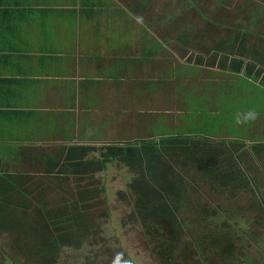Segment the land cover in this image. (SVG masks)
I'll use <instances>...</instances> for the list:
<instances>
[{
    "label": "rangeland",
    "instance_id": "obj_1",
    "mask_svg": "<svg viewBox=\"0 0 264 264\" xmlns=\"http://www.w3.org/2000/svg\"><path fill=\"white\" fill-rule=\"evenodd\" d=\"M126 8L132 21L159 44L153 72L142 71V76L156 75L157 80H144L147 90L140 88V95L134 96L131 80L136 78L134 72L128 75L121 101L125 119L102 128V112L94 115L98 125L89 128L96 134L90 155H99L97 147L118 139L134 142L171 133L207 137L225 149L231 147L228 142L243 141L246 147L231 148H239L240 155H264V148L255 146L264 144V0H128ZM238 61L240 68L232 71ZM257 68L262 76H257ZM147 91L152 95L146 96ZM99 99L94 96V103ZM249 109L259 117L236 124L235 115ZM248 162L255 165L254 160ZM261 162L264 165V157ZM178 169L189 173L194 185L187 183L177 232L152 219L133 220L134 202L142 195L133 188L136 170L124 163L109 164L93 174L94 181L85 178L79 186L70 172L34 177L31 186L41 182L40 188H33L45 192L53 207L74 202L78 190L95 192L87 204L99 227L80 247H63L54 263L112 264L122 253L134 264H264V178L258 194L237 189L232 196L200 175L197 180L190 165ZM161 217L163 222L171 220L168 213ZM15 238L0 232L1 264L16 259L23 263Z\"/></svg>",
    "mask_w": 264,
    "mask_h": 264
},
{
    "label": "crops",
    "instance_id": "obj_2",
    "mask_svg": "<svg viewBox=\"0 0 264 264\" xmlns=\"http://www.w3.org/2000/svg\"><path fill=\"white\" fill-rule=\"evenodd\" d=\"M127 2L0 0V170L59 174L55 161L69 147L94 145L89 128L98 125V111L105 123L98 127L125 119L128 75L136 78L134 96L144 80H157L142 74L156 67L159 44L132 21ZM263 157L244 155L240 164L256 194L263 191Z\"/></svg>",
    "mask_w": 264,
    "mask_h": 264
},
{
    "label": "trees",
    "instance_id": "obj_3",
    "mask_svg": "<svg viewBox=\"0 0 264 264\" xmlns=\"http://www.w3.org/2000/svg\"><path fill=\"white\" fill-rule=\"evenodd\" d=\"M236 64L232 71H237L242 61ZM261 71L256 69L257 76H262ZM211 140L199 135L161 134L134 142L102 145L97 147L99 155L93 156L90 152L95 150L94 145H77L69 147L68 153L60 155V161L55 163L56 166L60 163L58 173L75 174L78 186L85 178L87 183L94 181L93 174L106 170L111 163H124L134 168L133 188L142 198H136L134 202L133 220L152 219L177 232L181 224L179 206L188 191L187 183L193 180L189 173L178 169L181 166L190 165L197 180L200 175L207 182L217 184V189L227 195L233 196L240 189L250 192V196L256 194L240 165L245 163L244 155L235 148L246 147L245 143L228 142L235 147L225 149L218 143H210ZM255 146L260 150L264 148L261 143ZM34 177L0 170V232L16 236L15 248L23 257L22 264H55V257L63 247H80L83 240L99 227L91 217L92 206L87 204L95 192L86 188L78 190V199L74 202L53 207L45 192L33 188H40L41 182L35 180V185L31 186ZM104 188L102 186L100 190L104 191ZM164 213H168L169 222L161 221ZM0 252L4 255L1 249ZM12 264L21 263L16 259Z\"/></svg>",
    "mask_w": 264,
    "mask_h": 264
},
{
    "label": "clouds",
    "instance_id": "obj_4",
    "mask_svg": "<svg viewBox=\"0 0 264 264\" xmlns=\"http://www.w3.org/2000/svg\"><path fill=\"white\" fill-rule=\"evenodd\" d=\"M259 117V113L255 109H249L244 113H237L235 115L236 124H247L254 122ZM112 264H134V261L131 259L124 260L123 254L118 253L116 258L113 260Z\"/></svg>",
    "mask_w": 264,
    "mask_h": 264
}]
</instances>
